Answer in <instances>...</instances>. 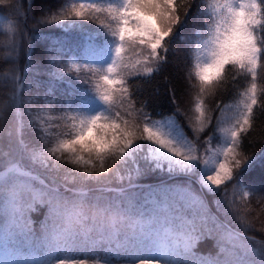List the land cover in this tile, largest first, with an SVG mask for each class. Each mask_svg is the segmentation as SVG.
<instances>
[{"label":"snow or ice","instance_id":"snow-or-ice-1","mask_svg":"<svg viewBox=\"0 0 264 264\" xmlns=\"http://www.w3.org/2000/svg\"><path fill=\"white\" fill-rule=\"evenodd\" d=\"M197 2L87 0L35 21L66 28L89 22L102 37L82 60L74 54L65 60L59 48L49 49L51 80L43 96L25 98L16 87L30 88L26 73L38 69L29 64L23 78L9 70L12 87L0 101V122L10 117L0 130L9 149L19 144L49 179L4 163L0 264H264V241L254 244L246 235L254 228L249 197L258 190L243 180L257 160L245 151L253 143L254 109L264 113V0H207L198 13L204 24L185 37L181 31ZM3 5L16 7L15 0H0ZM9 31L12 53L26 38L31 47L19 22ZM177 38L192 44L191 63L180 96L171 84L166 90L172 112L157 116L141 81L167 66ZM73 72L84 85L78 102L61 101L54 82ZM237 75L250 76L238 102L217 100L210 108L208 99ZM184 95L191 98L187 110ZM57 105L60 123L53 125L46 114ZM22 128L33 133L31 144L22 139ZM152 171L184 179L145 190L137 178ZM39 206L46 214L37 229L31 214ZM205 238L216 239L214 254L196 251Z\"/></svg>","mask_w":264,"mask_h":264},{"label":"trees","instance_id":"trees-1","mask_svg":"<svg viewBox=\"0 0 264 264\" xmlns=\"http://www.w3.org/2000/svg\"><path fill=\"white\" fill-rule=\"evenodd\" d=\"M78 3L80 0H15L16 7H10L9 5L0 6V101L8 99V92L12 87L10 69H17L23 78L25 69L31 64L38 71L29 70L26 73L27 81H30L32 86L28 88L24 84L17 83L16 87H19L22 95L25 98L34 96L37 93L43 94L48 88L51 80L48 73L52 71L51 65L48 63L51 52L49 49L59 48L61 54L67 58L72 52H79L83 46L85 34L93 35V40L97 43L102 33L97 24L89 22L81 23L78 27L68 28L64 30V25H37L36 20L57 12L61 7L70 3ZM207 0H198L197 7L193 11L187 26L182 29L181 35L185 37H191V34L199 29L204 24L202 16H198L200 10L206 7ZM19 22L23 28L26 36L31 38V47H29V39H24L20 48L15 53L11 52V49L7 46L9 41L13 38V33L9 31V28H15ZM74 44H71L73 43ZM174 47L177 49L175 55L170 56V62L167 66L157 75H154L150 79L142 80L141 83L144 87V95L149 99L150 106L154 109V115L160 116L172 112V106L168 102L167 89L169 84L177 88V95L180 96V89L183 85V77L188 69L190 60L191 43L177 38L174 42ZM76 74H72L65 77L64 80L54 82L56 84L55 93L59 100H72L73 103L78 102L80 96V89L84 85L75 78ZM167 78V79H166ZM250 81V76L237 75L235 80L230 79L223 92L217 93L216 96L208 99V105L210 108H214L217 100L222 103L234 104L239 100V93L242 92ZM258 85L262 83L258 78ZM39 85L38 87L36 85ZM158 90V91H156ZM74 93V95H69ZM40 103H43L41 99ZM181 106L184 109L191 107V98L189 95L181 96ZM26 107V106H25ZM55 115L54 125L60 123L56 118L60 115L61 109L57 105L54 110L50 111ZM256 119L253 123L250 139L253 141L251 144H247L245 147L246 154L257 155L255 164L244 174L243 180L246 184L254 186L258 192L249 197L248 204L250 211L247 213L248 218L252 220L254 228L250 229L246 235L248 237H254L252 241H264V231H260L262 223H264V212L261 208L264 207V201L258 203V196L264 195V113L260 111L259 106L254 109ZM213 116L218 115V112H213ZM10 114H5L3 122L7 124ZM23 120L27 119V116L22 117ZM181 122L184 123L183 118ZM215 121H213V124ZM189 135H191L190 129ZM51 132L57 131L55 127H52ZM213 129L209 128L202 135H208ZM6 133L0 130V170H4L3 165L5 162L9 166L12 164H19L23 169H32L34 175H37L39 179L47 181L49 179L48 174L41 171L38 167L30 164L27 155L23 153V150L19 144H13L9 149ZM20 135L26 144H31L35 137L30 129L22 128ZM219 133L213 138V144L219 142ZM8 152L5 156L4 153ZM39 179L34 181L36 186H39ZM179 179L183 182L184 178H173L169 180L168 176L161 171H152L139 178L137 183L145 190L150 187H156L161 184L162 181L169 183L176 182ZM212 198L209 197V200ZM214 210V209H213ZM46 214V208L39 206L31 214L34 227L39 228V223ZM216 239L205 238L198 242L196 251L198 253H215L217 251ZM81 255V254H77Z\"/></svg>","mask_w":264,"mask_h":264},{"label":"rangeland","instance_id":"rangeland-1","mask_svg":"<svg viewBox=\"0 0 264 264\" xmlns=\"http://www.w3.org/2000/svg\"><path fill=\"white\" fill-rule=\"evenodd\" d=\"M80 2H87V0H80ZM65 31L69 30L68 28L66 27H63ZM94 36L93 35H89V34H85L84 36V42H83V46L82 48L80 49L79 52H72V54H74L76 56V58L78 60H82L83 59V52L85 51V49L90 45V44H93V43H96L94 40H93ZM71 44H74L71 43ZM71 54V55H72ZM68 58V57H67ZM67 58L64 57L65 60H67ZM47 117H50L51 118V123L54 125V119H55V115L52 113V112H48L46 114ZM51 130V129H50Z\"/></svg>","mask_w":264,"mask_h":264}]
</instances>
